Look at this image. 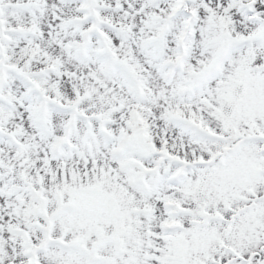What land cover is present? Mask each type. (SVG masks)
I'll return each mask as SVG.
<instances>
[{
  "label": "snow or ice",
  "instance_id": "1",
  "mask_svg": "<svg viewBox=\"0 0 264 264\" xmlns=\"http://www.w3.org/2000/svg\"><path fill=\"white\" fill-rule=\"evenodd\" d=\"M0 264H264V0H0Z\"/></svg>",
  "mask_w": 264,
  "mask_h": 264
}]
</instances>
